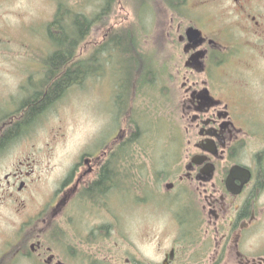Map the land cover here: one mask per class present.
<instances>
[{
  "label": "flooded vegetation",
  "instance_id": "1",
  "mask_svg": "<svg viewBox=\"0 0 264 264\" xmlns=\"http://www.w3.org/2000/svg\"><path fill=\"white\" fill-rule=\"evenodd\" d=\"M95 1L84 14L86 28H109L105 39L115 32L111 38L121 72L125 64L128 73L137 74L141 64L144 74L153 76L146 66L156 54L165 65L168 103L174 101L178 113V170H146L132 189L137 205L140 199L149 206L147 197L157 192L176 215L178 242L160 264H264V0ZM95 7L98 14L91 13ZM40 64L34 75L39 79ZM1 98L4 173L10 169L11 144L27 133L21 125L32 106L19 105L11 113L9 98ZM122 140L120 135L116 142ZM110 158L108 151L83 154L34 213L27 203L38 181L36 164L29 157L18 159L0 185V208L18 207L23 223L13 238L0 234V264H105V226L85 233L73 214L76 206L85 211L91 204L86 192Z\"/></svg>",
  "mask_w": 264,
  "mask_h": 264
},
{
  "label": "rangeland",
  "instance_id": "2",
  "mask_svg": "<svg viewBox=\"0 0 264 264\" xmlns=\"http://www.w3.org/2000/svg\"><path fill=\"white\" fill-rule=\"evenodd\" d=\"M89 3L95 5L96 1L8 0L0 3V101L1 97L9 98L11 113L17 110L25 91L40 82L38 80L40 76L34 78L36 64L40 60L43 75L45 59L53 49L47 37V28L61 5L65 4L86 14ZM91 13L98 14V7L92 9ZM108 29L92 28L90 35L82 42L78 55L88 61V58L90 60L91 56L97 53L102 59L104 54L100 50L112 41L111 35L115 36V32H112L105 39L104 31ZM146 29L153 32L155 28ZM113 30L122 32L129 30L136 34L143 29L113 28ZM157 51L163 53L162 49ZM109 53L110 61L103 58L102 68L105 69L103 75L91 77L82 86L70 89L66 96L32 123L25 136L11 144L9 171H13V165L18 159L29 157L36 164L33 178L38 181L31 189L32 199L27 203L28 212H36L41 203L50 199V195L59 189L72 165L74 166L83 154L107 152L118 140L120 131L122 136L126 134L128 115L123 117L118 115L115 100L117 95L115 88L119 79L116 74L118 54L117 50ZM151 56L155 63L162 64L156 54ZM157 84L163 85L164 82L160 79L157 80ZM122 105L125 109L126 106ZM177 114L172 109H166L168 127H175V121H178ZM152 137L151 134L150 138ZM155 139L159 143L157 147H163L159 149L157 156H154L157 151L155 148L154 150L148 148L150 157L142 163L144 169L154 167L156 170L166 169L168 174L172 170L177 171L179 167L177 164L181 161V149L176 152L167 151L171 141L168 129L166 136L161 135L153 138ZM156 141L153 142L157 144ZM168 152L174 154L172 161H169L171 156H167ZM85 170L86 167H83L82 171ZM9 171L0 173V185L5 184L4 177ZM119 193L113 192L107 197L108 205L95 207L89 204L85 211L82 207L76 206L73 214L75 224L83 226L85 233L94 229L97 231L99 225L105 226V264H127V260L132 261L131 264L162 263L173 243L178 242V226L174 220L176 215L171 213V209L164 201L156 198L162 196L157 192L154 193V197H147L150 199L149 206L140 199L137 205L132 193ZM139 196L145 197L141 191ZM17 210L18 207L11 203L0 208V234L6 235L5 237L13 238L15 233L20 231L23 215L17 213ZM81 218L85 220L82 221ZM189 253L191 252H187L186 258ZM182 264H185L183 260Z\"/></svg>",
  "mask_w": 264,
  "mask_h": 264
},
{
  "label": "trees",
  "instance_id": "3",
  "mask_svg": "<svg viewBox=\"0 0 264 264\" xmlns=\"http://www.w3.org/2000/svg\"><path fill=\"white\" fill-rule=\"evenodd\" d=\"M86 25L84 14L62 4L47 28V37L53 46L52 53L45 59V70L39 79L40 82L33 84L32 89H28L26 97L24 96L19 104L32 106L26 112L24 124L21 125L26 127L27 131L33 122L66 96L70 89L82 86L91 77L103 75L105 70L102 68L103 60L110 61L111 53L109 52L117 50L114 43L115 37H113L112 41L102 46L100 50L104 54V59H101L102 56H98L97 53H94L89 61L82 59L78 55V50L92 30V28H86ZM160 65L152 62L146 66L147 71L153 74L148 77L144 74L146 70L143 72L141 64L137 66V74L133 72L131 75L126 70L127 65H123L124 71L121 72L120 62L118 63L116 74L119 79L115 88L117 93L115 100L118 115L120 117L128 115L126 117L127 131L122 136L121 143L115 142L114 146L107 150L111 153L109 164L93 188L86 192L85 201L95 207L108 205L107 197L113 192L133 195L134 179L147 176L142 163L150 157L148 148L151 150L155 148L157 151L154 156H157L159 149L163 147H157L159 143L153 138L166 136L168 129V137H171V141L167 151L176 152L182 148L179 122L175 121V127L167 126L166 109L174 110L175 104L174 101L168 103L169 91L163 78L165 65ZM160 79L163 80V85L157 84V80ZM121 82H123L122 89H120ZM36 89L41 90V93L34 94ZM122 104L126 106L125 109L122 108ZM20 114L23 115V113H17L18 116ZM151 134L152 138H150ZM120 135L118 134V139ZM173 155L170 153L167 155L171 156L169 161H172ZM152 169L156 170L155 167Z\"/></svg>",
  "mask_w": 264,
  "mask_h": 264
}]
</instances>
